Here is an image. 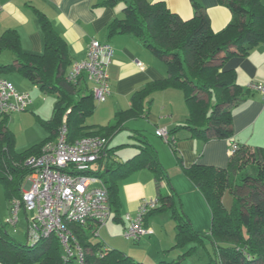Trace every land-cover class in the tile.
<instances>
[{"label":"trees","instance_id":"trees-1","mask_svg":"<svg viewBox=\"0 0 264 264\" xmlns=\"http://www.w3.org/2000/svg\"><path fill=\"white\" fill-rule=\"evenodd\" d=\"M230 7L233 20L215 32L207 13L194 2L195 15L185 19L172 11L164 1L130 0L125 16L114 19L108 26L109 34H132L145 47L167 63V76L148 83L131 97V106L115 113L106 125H89L88 117L96 109L92 90L82 76L77 82L67 79L72 66L66 40L57 33L49 19L38 12L44 33L43 53L23 50L20 35L14 29L0 34V52L11 50L15 62L0 63V70L17 69L42 92H53L55 102L52 116L41 119L50 135L42 142L24 150L16 148V136L9 126L10 113L0 115V182L10 205L23 194L25 179L32 168L26 164L32 156L41 154L43 145L58 137L63 126L67 139L74 142L87 135H102L108 139L103 156L86 173L98 176L107 188L111 209L115 216L120 211L119 181L134 172L150 169L157 181L168 178L158 152L147 137L138 138V152L125 161H115V147L109 140L124 128L125 121L144 113L145 100L154 91L169 87L184 93L188 117L168 129L175 146V134L188 129L193 137L230 138L233 135L232 108L243 101L251 89L237 82V72L225 70L226 61L233 55H246L264 41V0H219ZM8 79V78H7ZM187 175L207 199L212 211L209 233L202 234L192 225L188 215L179 211L176 192H161L160 205L147 214L169 211L176 220V244L185 251L177 260H161L159 264H178L189 256L195 245L210 239L214 257L206 264H264V148L239 147L230 157L226 168L194 163L185 169ZM169 180V178H168ZM233 196V208L224 204V194ZM77 238L87 250V264H145L125 252L106 247L101 240H92L93 224L84 227L71 224ZM56 234L41 237L36 242H21L3 228L0 229L1 264H76L66 259Z\"/></svg>","mask_w":264,"mask_h":264},{"label":"crops","instance_id":"crops-1","mask_svg":"<svg viewBox=\"0 0 264 264\" xmlns=\"http://www.w3.org/2000/svg\"><path fill=\"white\" fill-rule=\"evenodd\" d=\"M150 1H164L172 11L178 13L185 19L192 18L195 15L193 3L197 2L207 13L211 27L215 32L221 31L233 20V13L230 7L220 3L219 0ZM129 2L130 0H0V34L7 30L14 29L20 35L21 46L24 51L28 53H43L45 38L38 18V12H42L49 19L57 33L66 40L69 58L73 61L72 63L86 58L88 47L93 39L111 43L114 47L112 62L108 68L111 94L107 100L103 102L95 100L98 102V110L103 111L102 118L100 119L102 123L93 124L88 123L86 120V123L89 125H106L113 120L118 110L128 109L131 106V97L136 91L144 88L150 82L164 79L167 76V63L156 56L149 48L142 45L132 34H115L113 36L109 34V24L114 19L123 18L125 16V7ZM15 59V54L9 49H3L0 52V63H14ZM224 68L225 70H234L237 72V82L243 88H248L249 85L254 82L264 83V41L255 45L246 55L231 56L226 61ZM14 71L20 73L17 69H12L8 72L0 70V76L8 78L7 74ZM84 76L85 79H83V81L86 82L89 90H92L94 83L87 78L86 74ZM9 80L11 81V79ZM16 81L18 82V86L12 81L11 82L17 90L30 94V92L26 90L28 89V85H26L24 80L17 79ZM155 99H160L157 102L159 107L156 106V103L154 105ZM155 107L157 108L159 116L153 114ZM188 113L189 111L183 91L180 88L169 87L152 92L145 100L143 115L127 119L124 128L120 131L129 130L130 136L135 138L136 141L142 136L147 137L153 145L155 144L154 147L158 152L156 142L159 141L149 138L146 131H149L150 126L154 125L152 129L155 135L158 136L156 134L158 128L172 129L177 124L184 122L188 117ZM232 114L233 135L230 138H211L209 140H204L202 138L193 137L188 129H184L186 131L185 133H187L185 136L186 139L181 138L182 135L178 133L179 131L174 133L176 137L175 147H178V154L181 155L180 168L182 170L178 167V159H176V161L174 159L173 167L178 174L183 176L182 178L188 180L191 190H200L191 179H188L190 177L185 171V169L192 164L201 163L226 168L229 166L234 145H238V148L244 146L252 150L256 147L264 148L263 94L251 89L247 97L232 108ZM120 131H117L109 140V148L115 146L111 144ZM113 156L115 161L121 162L115 153ZM159 159L163 167H170V164H167L162 157H159ZM29 177L30 175L25 179L23 192L30 186ZM170 182L168 178H162L160 182H158L154 173L148 168H142L122 178L119 181V216L116 217L115 213L112 212L111 218H113L115 222L121 221L125 230L128 225L127 216L134 217L136 213H138L139 205L144 199L157 198L161 192L166 194L174 193L175 189L171 186ZM0 185L4 191L1 182ZM198 196L203 203V197L201 195ZM2 208L3 210H0V229L3 228L12 237L21 242H31L32 213L27 211L24 206H21L17 213V218L12 222L13 217L11 220H5V218L8 217L6 214L9 210H12L8 200L7 207L5 208L3 206ZM22 213L25 218H21ZM154 213L157 212H152L151 214ZM3 215H5V218L2 219ZM149 216L150 214L145 216V224L150 227L153 232L146 235L149 237L147 241L156 242V245L160 247H168L171 243H174L170 249L166 248V250L164 248V253L173 249H180V247L175 246L176 228H174L175 233L172 234L173 238H171V240L168 239V237L165 238L167 234L166 228H163L160 221H157L155 217L153 218L152 215V217ZM21 219L23 220L19 228L26 229L27 233V238L24 241L16 235L11 234L12 232L10 233L6 225V223L12 224V226L15 227H13L14 229L12 230L16 231V233H20V230L17 229V225L20 223ZM108 221L100 230L108 226ZM100 230L99 234L101 233ZM92 231L93 228L90 229L89 233ZM144 237L145 236L135 241H141ZM101 241L104 248H117L106 245L107 242L106 240L104 241L103 238ZM150 247V252L152 253L154 251V245L150 244ZM117 249L133 257L132 254L130 255L122 248ZM168 253L169 254H165V256H162L163 254L158 255V259L169 261L177 260L174 256L176 251ZM181 254L182 253H180L179 256Z\"/></svg>","mask_w":264,"mask_h":264},{"label":"built area","instance_id":"built-area-1","mask_svg":"<svg viewBox=\"0 0 264 264\" xmlns=\"http://www.w3.org/2000/svg\"><path fill=\"white\" fill-rule=\"evenodd\" d=\"M114 47L107 41L93 39L85 59L74 62L67 79L77 82L85 74L94 83L92 92L98 102L111 94L108 68L112 62ZM249 88L264 96V83L254 82ZM32 100L27 92H20L7 78L0 76V115L26 110ZM156 134L166 141L171 139L167 128H158ZM108 139L102 135H87L74 142L67 139L66 125L58 137L47 141L38 156L30 157L26 164L33 170L30 186L22 196L12 201L13 220L21 206L32 213L31 241L56 234L66 259L76 264H87V250L83 247L71 224L84 227L93 224V233L112 216L110 197L102 180L90 171L103 156ZM238 149L233 146L232 152ZM158 198L146 199L135 217L127 216L126 237L138 240L153 230L145 224V216L158 207ZM11 220V219H10Z\"/></svg>","mask_w":264,"mask_h":264},{"label":"rangeland","instance_id":"rangeland-1","mask_svg":"<svg viewBox=\"0 0 264 264\" xmlns=\"http://www.w3.org/2000/svg\"><path fill=\"white\" fill-rule=\"evenodd\" d=\"M7 77L11 79V81L17 86V79L24 80L26 85H28V89L26 90L30 92L32 99L31 106H29L26 110L15 112L10 116L9 126H11V129L16 136V148L18 151H24L42 142L50 135L41 119H48L52 116L55 95L53 92H42L37 86H35V84H33L30 80L26 79L16 71L8 73ZM159 100L160 99H155L154 105L155 103L157 104ZM96 104L97 107L95 109V112L93 113V115L87 118L88 123H102L100 119L102 118L103 111L98 110V102H96ZM156 106L159 107L158 104ZM153 114L159 116L156 107L153 110ZM152 127H154V125H151L149 131L147 130L146 133L149 138L159 141L156 142L159 157H162L167 164H170V167H164V169L169 180L171 181V186H173V188L175 189L174 192L177 193L176 206L178 210H183L188 215L193 227L198 232L202 234H208L212 224V211L207 199L200 190H191L188 180L182 178L183 176L181 174H178L176 169L173 167L174 159L175 161L176 159L179 160V166L177 165L179 168L181 165V155L178 154V147L172 146L164 138L156 136ZM185 132L186 131L184 129L179 130L178 133L182 135L181 138L186 139L185 136L187 133ZM112 142L113 143L111 145H115L114 153L119 157V160L121 161H124L131 155L136 154L138 151L135 144L137 141L135 138L130 136L129 130L120 131V133ZM180 170L182 169L180 168ZM198 195H201L203 197V203L199 199ZM150 199L152 198H149V200ZM223 199L226 207L229 210L232 209L234 200L229 190L225 192ZM143 201L141 202V204L143 203ZM141 204L139 205V208ZM3 206L5 208L7 207V200L3 188L0 185V210H3ZM137 214L138 213H136L135 216H137ZM6 215L8 217L5 218V215H3L2 219L5 218V220L7 221L10 220L13 217V211L9 210ZM151 215L153 216V218L155 217L157 221H160V224H162L163 228H166L167 234L165 238L168 237V239L171 240V238H173L172 234L175 233L174 228H176V220L171 217V213L169 211L157 212L154 214H150L149 217H152ZM21 218H25L23 213L21 214ZM22 220L23 219H21L20 223L17 225V229L20 230V233H16V231L12 230L15 228L14 226H12V224L6 223V225L10 230V233L12 232L11 234L16 235L18 238L24 241L27 238V233L26 229L24 230L19 228L21 226ZM100 232L101 233L98 236H93L92 240H101L103 238V240H106L107 242L106 245L122 248L130 255L132 254L136 260L143 261L147 264H158V262L161 260L158 259V255L163 254L166 248L170 249L174 244L171 243L168 247H160L156 245V242H148V236H145L143 239H141V241H135L134 239L126 237L124 233L123 223L121 221L115 222L113 218H110V220L108 221V226L102 228ZM150 244L154 245V251L152 253L150 252ZM191 245L196 246L194 251L189 256H186L184 259H182L178 264H206L211 260L212 256L214 257V246L210 239H205L203 244L192 243ZM184 250L185 249L180 248L177 250L173 249L168 252L176 251L174 256L178 259L179 254L183 253ZM168 252H165L162 256H165V254H169Z\"/></svg>","mask_w":264,"mask_h":264}]
</instances>
